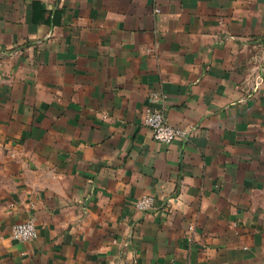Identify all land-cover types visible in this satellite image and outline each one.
<instances>
[{"label": "crops", "instance_id": "obj_1", "mask_svg": "<svg viewBox=\"0 0 264 264\" xmlns=\"http://www.w3.org/2000/svg\"><path fill=\"white\" fill-rule=\"evenodd\" d=\"M0 264H264V0H0Z\"/></svg>", "mask_w": 264, "mask_h": 264}, {"label": "built area", "instance_id": "obj_2", "mask_svg": "<svg viewBox=\"0 0 264 264\" xmlns=\"http://www.w3.org/2000/svg\"><path fill=\"white\" fill-rule=\"evenodd\" d=\"M158 10V9H156ZM160 99L157 93H152L149 100L156 102ZM143 124L150 130L152 138L162 143H171L173 141H188L194 126H173L170 125L163 112L154 107L147 106L144 109ZM154 198L152 195H142L134 203V208L138 211H149L153 208ZM37 236V228L34 220L28 219L23 222L16 223L11 227L10 237L16 241H30Z\"/></svg>", "mask_w": 264, "mask_h": 264}]
</instances>
